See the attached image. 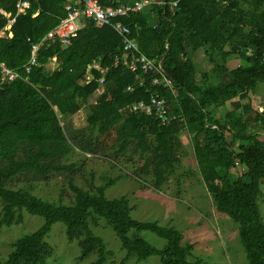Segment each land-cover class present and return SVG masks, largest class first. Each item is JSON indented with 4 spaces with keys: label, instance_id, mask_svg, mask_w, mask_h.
<instances>
[{
    "label": "trees",
    "instance_id": "trees-1",
    "mask_svg": "<svg viewBox=\"0 0 264 264\" xmlns=\"http://www.w3.org/2000/svg\"><path fill=\"white\" fill-rule=\"evenodd\" d=\"M68 1L29 0V8L5 30L16 13L17 0H0V31H4L0 64L20 75L0 85V226L19 225L23 212L43 220L13 243L0 264H46L52 249L45 239L56 223L65 226L68 243L77 242L78 260L93 257L86 264H105L113 252L91 230L98 220L113 230L126 258L201 264L199 259L189 260L194 245L183 244L181 232L133 219L126 197L106 199L109 182L93 191L71 185V205L33 194L36 182L72 168L62 162L75 150L90 156L105 154V146L91 138L94 131L101 136L114 133V153H129L128 157L145 152L147 138L152 137L160 156L157 179L171 169L170 154L179 146L178 139L189 136L216 212L237 225L246 264H264V219L258 203L264 182V141L250 134L257 124L264 126V110H256L249 101L250 93L264 81V0H159L151 5L153 25L143 12L120 18L139 51L162 61L171 87L153 84L161 79L157 70L137 80L138 73L121 64L115 67V56L123 55L122 38L111 26L96 27L87 19L81 20L82 27L69 45L43 42L36 65L25 74L31 46L66 17ZM98 2L103 7L118 5L114 0ZM199 51L210 65L207 71H200L193 60ZM232 61L239 64L230 68ZM50 64L55 67L50 69ZM95 64L108 67L102 86L99 69L88 71ZM155 93L166 102L170 121L165 125L131 111L132 105L148 103ZM229 102L233 111L242 109V113L227 112L214 119L211 112ZM84 108L88 134L67 122ZM20 180L23 185L13 188ZM142 232L155 234L165 241L164 247L148 244Z\"/></svg>",
    "mask_w": 264,
    "mask_h": 264
},
{
    "label": "rangeland",
    "instance_id": "rangeland-1",
    "mask_svg": "<svg viewBox=\"0 0 264 264\" xmlns=\"http://www.w3.org/2000/svg\"><path fill=\"white\" fill-rule=\"evenodd\" d=\"M193 60L200 71H207L210 68L202 51L196 53ZM238 64V61H232L228 65L233 68ZM48 66L50 69L55 67L52 64ZM97 93L91 97L89 103L95 101ZM249 101L256 110H264V81L258 84L254 93H250ZM227 112L239 116L242 109L233 111V106L229 102L211 112V115L214 119H219ZM67 122L73 129L85 130L87 134L90 132L86 129L85 108L70 117ZM250 134H257L259 140H264V126L257 124L251 128ZM90 135L92 140L96 139L105 146L103 149L105 154L90 156L75 150L62 162L63 165H71V169L52 173L47 179L35 183L33 194L37 198L71 205L74 201L71 185L93 191L94 188L109 182L104 191L105 198L112 200L126 197L132 209L133 219L157 222L161 227H171L181 232L182 243L194 245L190 261L199 259L201 264H246L237 234V225L227 216L216 212L199 175L189 136L184 134L178 139L179 146L170 154L173 160L171 169H167L157 179L160 156L155 154V142L152 137L147 138L145 152L141 154L138 151L137 154L128 157L129 153L128 155L114 153V133L101 136L94 131ZM234 150H237V146ZM236 171L238 174L242 173L239 165L236 166ZM23 183L24 181L20 180L12 187L17 188ZM258 203L264 219V182L260 186ZM42 223V218L23 212L19 225L0 226V261L10 253L13 243L19 237L34 231ZM91 230L101 237L106 248L113 252L105 264H160L158 257H150L140 262L134 258H126L120 241L103 220H98L96 226L91 225ZM140 236L157 249L164 247L165 241L151 232H142ZM45 240L52 249L46 264H86L93 260V257L78 260L80 250L77 242H67L65 226L61 223L52 226Z\"/></svg>",
    "mask_w": 264,
    "mask_h": 264
},
{
    "label": "built area",
    "instance_id": "built-area-1",
    "mask_svg": "<svg viewBox=\"0 0 264 264\" xmlns=\"http://www.w3.org/2000/svg\"><path fill=\"white\" fill-rule=\"evenodd\" d=\"M146 3L118 4L116 6L103 7L98 0H78L75 3L65 4L64 9L66 11V17L63 18L59 24L49 31L46 36L37 44H33L30 50V57L27 63L24 65L25 74L30 72L31 67L36 65V54L41 44L47 40L58 41L61 46L65 47L70 44L72 38L77 35V32L82 27V19L90 20L96 27L111 26L113 30L122 38V53L121 56H115L114 66L123 65L127 67L132 73L137 74L138 80L142 75H148L154 70L160 72L161 79H154V85H160L171 87V81L162 71V61H155L149 59L143 55L138 48L135 41L129 37L130 31L120 22V18L127 16L129 13L141 12ZM152 5V3H151ZM29 8V0H17L15 4L16 13L8 20V24L5 30L9 29L14 23L16 16L22 15ZM9 16V15H7ZM4 35V31H0V36ZM11 34H9V37ZM99 69L102 75L99 79V85L102 86L104 80V74L108 70V67L102 69L98 64L88 66V71L91 69ZM0 85L14 81L20 78L19 73L16 70L9 69L3 64H0ZM26 79V78H25ZM132 88L127 87V91H131ZM131 111L136 114L153 116L161 125H165L170 121L167 113L166 102L163 98H160L157 93L150 97L148 103L138 102L131 106ZM212 128H215L212 126Z\"/></svg>",
    "mask_w": 264,
    "mask_h": 264
},
{
    "label": "crops",
    "instance_id": "crops-1",
    "mask_svg": "<svg viewBox=\"0 0 264 264\" xmlns=\"http://www.w3.org/2000/svg\"><path fill=\"white\" fill-rule=\"evenodd\" d=\"M78 0H70L71 3H75ZM117 4H129V5H133L136 3H146V5L144 6V8L142 9L141 12L145 13V15L148 18V21L153 25L155 22V19L152 15V7H151V3H158L159 0H114ZM253 106V105H252ZM183 136V135H182ZM181 138V137H180ZM179 138V139H180ZM264 141V140H262Z\"/></svg>",
    "mask_w": 264,
    "mask_h": 264
}]
</instances>
